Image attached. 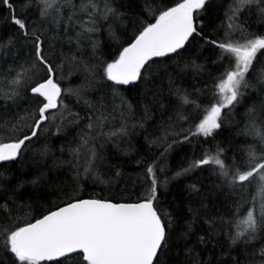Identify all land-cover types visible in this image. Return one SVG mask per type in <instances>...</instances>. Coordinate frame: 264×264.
Returning a JSON list of instances; mask_svg holds the SVG:
<instances>
[{
    "label": "snow or ice",
    "instance_id": "6c2138e0",
    "mask_svg": "<svg viewBox=\"0 0 264 264\" xmlns=\"http://www.w3.org/2000/svg\"><path fill=\"white\" fill-rule=\"evenodd\" d=\"M0 12V264H264V0Z\"/></svg>",
    "mask_w": 264,
    "mask_h": 264
},
{
    "label": "trees",
    "instance_id": "16d2710c",
    "mask_svg": "<svg viewBox=\"0 0 264 264\" xmlns=\"http://www.w3.org/2000/svg\"><path fill=\"white\" fill-rule=\"evenodd\" d=\"M148 2H149V3H155V2H161V3H162V2H164V0H148ZM223 2H224V3H228L229 0H223ZM0 14H3V13L0 12ZM222 18H223V17L218 18V19L215 21V23H219V20L222 19ZM72 83H73V85H74V84H76V83H79V81L73 79ZM132 95H134V92L129 94V98H132ZM76 110L79 111V109H76ZM81 114L83 115V113H81ZM69 139H71V137H69ZM61 142H62V141H61ZM133 142L135 143L136 141L134 140ZM121 146L123 147L124 145L122 144ZM114 151H116V149L113 148L111 145H109V152L111 153V152H114ZM124 159H127V158H124ZM180 162H181V161H180L179 156H174V157H173V159H172V165H173L174 167H175L178 163H180ZM10 167H11L13 170H15V165H11ZM128 170H133V169H131V167H129ZM87 191H88L89 193H92V192H100V191H101V188H100V187H96V188L88 187V188H87ZM108 194H109V193H107V192L105 193V195H108ZM168 198L171 199L172 196L169 195ZM51 199L55 200V197L53 196V197H51ZM41 203L44 205L45 208L47 207V201H46V200H45V201H41ZM32 213L35 214V215H38V214H39L35 209L32 210ZM233 255H235V253H233Z\"/></svg>",
    "mask_w": 264,
    "mask_h": 264
}]
</instances>
